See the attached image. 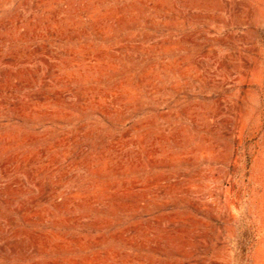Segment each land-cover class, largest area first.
<instances>
[{
  "label": "rangeland",
  "instance_id": "374dc122",
  "mask_svg": "<svg viewBox=\"0 0 264 264\" xmlns=\"http://www.w3.org/2000/svg\"><path fill=\"white\" fill-rule=\"evenodd\" d=\"M0 264H264V0H0Z\"/></svg>",
  "mask_w": 264,
  "mask_h": 264
}]
</instances>
